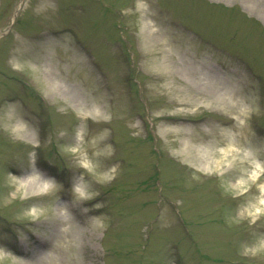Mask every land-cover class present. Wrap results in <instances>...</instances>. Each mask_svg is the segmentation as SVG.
<instances>
[{"label":"rangeland","instance_id":"1","mask_svg":"<svg viewBox=\"0 0 264 264\" xmlns=\"http://www.w3.org/2000/svg\"><path fill=\"white\" fill-rule=\"evenodd\" d=\"M263 182L264 0H0V264H264Z\"/></svg>","mask_w":264,"mask_h":264},{"label":"bare ground","instance_id":"2","mask_svg":"<svg viewBox=\"0 0 264 264\" xmlns=\"http://www.w3.org/2000/svg\"><path fill=\"white\" fill-rule=\"evenodd\" d=\"M147 31H148V36L151 37V36H154L153 34V31L151 28H147ZM76 53L78 55L81 54V52L76 48ZM84 57V56H83ZM241 91L238 89L237 90V96L235 95V93H233L231 96L229 95H226V94H223L221 98H219V103H221L222 105H220L221 108H224L223 106L226 107L225 104H228L230 107L226 110L230 111L231 109V113L232 115H234L235 118H241V117H244L248 114V111H249V108L247 107V104H246V101H247V97L241 92ZM222 109L223 111L226 112V110ZM184 121H180L179 123H177L178 128H181V127H187L188 126L190 127L189 124H187V122L183 123ZM21 125V124H20ZM169 125V124H167ZM166 125V126H167ZM176 125V126H177ZM168 128V127H167ZM244 126L241 125L238 127V130L240 132H242ZM19 131V134H24L26 132V129H24L23 125H21L20 127H18V130ZM171 130L169 129H166V132H170ZM27 133V132H26ZM175 133V132H174ZM28 134V133H27ZM177 135L179 136H182V135H185V133L183 132H176ZM189 135H185V138L188 139L189 138ZM252 141L256 142L257 145H261V142H259L258 140L256 139H251ZM239 142L241 140H238ZM243 142V140H242ZM187 143V142H186ZM241 144V143H240ZM188 150L187 151H191L192 149L189 147V144H186L185 146ZM232 149V147H230L229 151ZM189 151V152H190ZM206 155H208L207 152H205ZM255 153V152H254ZM248 155H252V152L250 153H247ZM221 161V159H220ZM254 165H255V170L252 172L251 176L254 177L255 179H258L260 175H262V165L260 162H258L257 160L254 162ZM49 180H47V178H45V176L43 175H40L38 172H36L35 170H33L31 172V176H29L27 179H26V184L27 186H31L33 188H36L39 192H47L49 190ZM260 191H261V195L259 197V200H258V204H262L264 205V182L260 185ZM1 253V256L4 257V254L2 251H0Z\"/></svg>","mask_w":264,"mask_h":264},{"label":"clouds","instance_id":"3","mask_svg":"<svg viewBox=\"0 0 264 264\" xmlns=\"http://www.w3.org/2000/svg\"><path fill=\"white\" fill-rule=\"evenodd\" d=\"M75 191L81 198H87L89 195L85 190H83L79 186H76Z\"/></svg>","mask_w":264,"mask_h":264}]
</instances>
